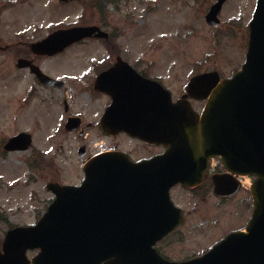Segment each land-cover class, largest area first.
Listing matches in <instances>:
<instances>
[{"label":"water","instance_id":"95a60500","mask_svg":"<svg viewBox=\"0 0 264 264\" xmlns=\"http://www.w3.org/2000/svg\"><path fill=\"white\" fill-rule=\"evenodd\" d=\"M249 28L240 70L222 79L216 71L205 72L188 82L186 93L206 100L200 114L187 101L172 103L156 81L138 75L113 78L112 69L102 74L100 88L113 96L104 114L105 131L124 130L163 143L166 151L141 162L119 151L97 155L80 186L51 187L56 199L35 225L6 231L0 264H236L237 255L225 241L204 257L183 263L166 261L152 248L181 220L169 188L178 181L183 186L199 182L210 155L220 156L230 171L255 176L246 231L232 233L226 241L259 244L251 251L257 259L242 254L236 262L264 264V0H258ZM91 30L75 27L50 39L74 41ZM113 113L135 117L112 119ZM37 247L40 251L28 259L26 249Z\"/></svg>","mask_w":264,"mask_h":264},{"label":"flooded vegetation","instance_id":"af4514ba","mask_svg":"<svg viewBox=\"0 0 264 264\" xmlns=\"http://www.w3.org/2000/svg\"><path fill=\"white\" fill-rule=\"evenodd\" d=\"M77 1L81 10L72 18L70 9L72 4ZM108 1L110 0H0V159L5 158L6 153L20 152L22 169H25L24 167L37 169L41 165L39 161L43 158V165L40 167L41 174H50L47 168L49 165L46 162L51 160V156L46 155L48 149L40 150L33 147V138H37V132L47 143L59 132L71 134L78 139L81 138L83 141H77L74 147L77 156L76 161H80V166L83 161L101 151L121 150L133 161L148 159L162 152L164 148L161 145L143 141L125 132L108 135L103 130L102 115L111 101L109 94L96 87V78L103 71L112 67L114 68L113 72H116L117 75H128L132 73L131 69H133L141 76L154 78L168 88L160 81L157 73L152 72L156 69L159 70L157 58L131 57L129 53L127 55L125 44L120 42L119 26L112 16L116 10V4L113 0L112 8L109 9L107 8ZM212 3L213 0H209L208 7ZM34 4L37 6L36 9L32 8ZM21 5L26 7L21 11L18 18V22L22 23L12 25L10 22L13 19H7L4 14L9 6H12L10 8L13 9L14 7L20 8ZM95 6H97L96 10ZM88 9H94L92 17L87 15ZM29 11L33 12L31 19L27 15ZM97 11L100 15L95 16ZM19 12L20 9L17 13ZM41 14L42 16L39 18ZM6 21H9L11 27L6 24ZM73 25H94L99 30L95 29L87 37L65 45L56 41L43 42L54 31ZM121 63L125 64L121 65ZM184 89L183 87V91L180 90L178 97L183 95ZM189 100L197 110L195 106L200 102L196 99ZM200 108L201 105H199L198 110ZM41 112H47V116L41 117ZM10 118L13 119L15 130L4 136L3 132L6 125L11 122L9 121ZM52 124H54L53 128H49L46 134L41 132V125L47 127ZM93 129L97 130L98 138L104 136L113 139L116 136L124 135L127 143H133L135 146L129 150L122 146L126 143L121 144L113 141L108 147L103 142H99L98 144H102L98 146V150L88 154L87 141L91 139L89 131ZM17 133H25L27 136L21 135L28 137L29 145L27 148L8 151L5 148V143ZM136 143H141V146L146 148V153L134 152V147L139 148ZM16 144L23 146L25 142H17ZM79 149L83 152L82 156H79ZM212 161V158L208 157L201 183L195 187L184 189L199 196L202 200L209 192H211V198L232 197L234 195L239 197L241 188L247 189L246 185L241 186L240 184L231 195L215 194L212 176L221 174L224 170L218 158L213 161L214 164ZM225 177L229 179V176ZM35 179V185L39 184V176L35 175ZM50 181L72 184L61 178H53L49 181H43L45 189ZM80 181L81 179L74 184ZM242 181L245 184V180ZM174 186L181 187L179 183ZM250 205V197L237 198L228 210V214L241 215L245 208H249ZM184 213L187 214L185 211ZM212 215V212L208 214L209 220L214 219ZM246 221L247 219L241 225L220 234L201 233L194 235L191 246L182 249L184 252H181L179 256L171 255L170 253L174 252L177 247H174L173 251L170 250V247L184 239L177 237L178 234L173 232L167 233L156 241L155 247L166 259L186 261L203 255L223 239L228 232L243 228ZM164 245L166 246V253L159 249Z\"/></svg>","mask_w":264,"mask_h":264},{"label":"rangeland","instance_id":"374dc122","mask_svg":"<svg viewBox=\"0 0 264 264\" xmlns=\"http://www.w3.org/2000/svg\"><path fill=\"white\" fill-rule=\"evenodd\" d=\"M112 2L113 0L108 1L107 8H112ZM114 3L116 10L112 16L119 26L120 42L125 44L127 55L129 53L131 57L157 58L159 70L152 72L157 73L160 81L168 86L174 100L183 91L184 84L192 71L216 69L222 77H226L239 69L244 60L247 22L252 14L255 0H225L219 13L222 26L220 24L208 26L205 23L203 17L209 0H114ZM10 7L12 6L6 10L5 17L13 19L10 22L12 25H20L22 22H18V18L21 11L26 8L25 5L13 9ZM32 8L36 9V4ZM96 8L97 6L95 10ZM19 9L20 12L17 13ZM80 10L79 2L73 3L70 9L72 18ZM93 10L88 9L89 17L93 16ZM27 15L31 19L33 12L29 11ZM97 15H100L99 11L95 13V16ZM41 16L42 14L39 18ZM15 17L17 18L14 21ZM6 24H9V21H6ZM11 24H9L10 27ZM199 105L202 108L203 102L196 104L197 110ZM40 115L45 118L47 112H41ZM9 121L11 122L6 125L4 136L15 130L13 119L10 118ZM53 125L47 127L41 125L40 130L46 134ZM89 132L91 139L87 141L88 154L98 150V146L102 144H98L99 142H103L108 147L113 141L126 143L122 146L129 150L135 146L133 143H127L124 135L113 139L104 136L98 138L97 130L93 129ZM39 135L40 133L37 132V138H33V147L40 150L48 149L49 152L47 151L46 155L51 156V160L46 162L49 165L47 168L50 174H41L43 158L39 161L41 165L37 169L24 167V170H21L23 167L20 163V152L6 153L4 155L6 157L0 159V244L7 228L33 224L46 210L51 195L48 190H45L43 181L61 178L74 184L82 178L80 161H76L74 147L77 141L83 140L71 134H68V137L66 133L59 132L47 143ZM136 145H139V148L134 147V152L146 153V148L142 147L141 143ZM35 175L39 176L40 187L39 184L35 185ZM171 195L183 216L173 233L184 240L170 247L171 251L177 247L170 253L176 256L184 252L182 249L191 246L194 235L226 232L241 225L249 218L252 211V205H250L241 215L228 214V210L237 198L249 197L248 189L245 188H241L239 197L234 195L211 198L212 195L209 192L202 200L184 188L173 186ZM210 212L213 213L214 219H208ZM159 249L164 253L167 252L165 245ZM34 252H29L28 255Z\"/></svg>","mask_w":264,"mask_h":264}]
</instances>
